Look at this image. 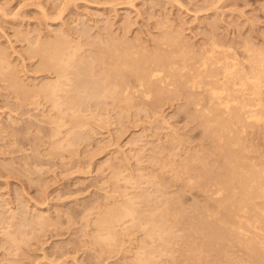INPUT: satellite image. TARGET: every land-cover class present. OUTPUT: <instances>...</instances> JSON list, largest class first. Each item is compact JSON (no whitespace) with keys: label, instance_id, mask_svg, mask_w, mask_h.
Segmentation results:
<instances>
[{"label":"rangeland","instance_id":"rangeland-1","mask_svg":"<svg viewBox=\"0 0 264 264\" xmlns=\"http://www.w3.org/2000/svg\"><path fill=\"white\" fill-rule=\"evenodd\" d=\"M2 2H0L1 3L0 7L2 5V9H1L2 11L0 10V39H1L0 44L3 45L5 43L4 46L6 47L1 45L0 46L4 48H8L9 51L8 50L7 51L9 52V54L13 51L11 53L12 55L10 54V56L12 57V59H14V61L17 60L15 61L17 63L21 61L22 65L21 63H18V65H20L19 66L20 69L24 67L22 69L21 74L22 76L25 75L24 78L27 77L26 80H28V78H29L28 81L32 80L31 82H38L40 79L43 78L42 76L48 74L47 72L48 69L39 67V65L41 66V63H38L41 62L38 61V59L41 58L39 55H37V57L34 55L31 60L30 54L32 55L31 52L33 50L32 51L30 50L32 48H35L33 46L36 45L35 43L38 40L37 36L38 37L40 36L39 38L40 40H42V38L44 39L46 38L47 40V38L53 39L54 37H58L66 33L65 36L71 38L75 43L74 45L79 44L82 46L80 50V55L83 56L86 55L88 56L91 53H97V52L98 54L99 52L101 54L103 53V51L106 52L111 48V46L115 45L112 48L119 47L121 50L127 49V51L132 52V54L142 53L143 50V52H146L147 54L148 52H150L149 54L160 55V54H156V52L160 53V51L164 50L166 53L164 52L162 53L165 54L166 57H164L163 60L166 61L168 59L167 55L172 54V53L167 54L168 52L185 53L191 50L199 51L203 47V45L208 44L213 39V37H216L217 40L226 44L229 43V44L240 45L245 41H247L248 39H249L248 41L255 43L257 45L264 44V0H71V2L70 0L68 1L67 0L64 1L63 0H2ZM4 3L6 7L4 6ZM41 9L44 10V12H42ZM4 10L6 11L4 12ZM45 11H46L45 16L48 15L46 17L44 16ZM15 14H18L16 15L17 17H14ZM19 26L20 27L22 26V28H20ZM33 27L37 31H34ZM26 29H30V30L27 31ZM39 29H41V32H38L40 31ZM17 30H21V32H18ZM14 31L16 34L19 33L21 36L19 34L16 35ZM22 31H24V33L26 32L25 33L26 36L22 37L23 35ZM167 31L169 32L167 33ZM171 32H175V33L170 34ZM49 33L51 34V37L49 36L50 35ZM56 33L58 34V36L54 35ZM41 35L43 37H41ZM167 38H169L170 40ZM163 39H165L166 42L164 40L162 43L161 41ZM22 40H23V44L21 42ZM175 40L177 41L180 40V41L177 42ZM106 41L109 43H106ZM172 41L173 43H171ZM175 42L176 45H174ZM29 44H32L33 46L30 47L28 46ZM165 44L168 46H166ZM12 45L16 46L15 48L18 53H16L15 49H13L14 46ZM26 45L30 48H28ZM121 45H123V47L125 48H123ZM23 47H26V49ZM18 48L20 52L18 51ZM176 48L179 49V51ZM26 50L30 52L27 53ZM21 53H25V54L23 55ZM27 66L29 67V69ZM98 67L99 66H96L97 72H99L100 70V67L99 68ZM26 68L28 71L26 70ZM31 70L33 71L29 72ZM39 70L42 72H40ZM87 76L88 74L84 73L80 76V79L93 80L92 77L90 76L87 77ZM1 78L2 76H0V81H1L0 82V121H1L0 122L1 125L0 126V196H2L0 197V205H1L0 206V213H1L0 214V218H1L0 262L1 263L0 264H5V263L10 264L11 262H13L11 264H14L15 262H16L15 264H74V263L136 264L135 261H133L134 260L133 257L136 251H138V249H140V246L143 245L144 243L145 245L148 244L147 245L148 247L149 246L152 247V248L149 247V249L153 250L154 251L153 253L156 254L153 255L156 258L153 259L156 262L153 264H229V263L250 264L252 263L249 262L252 259L248 258L251 256L246 252L241 251L239 248H237L238 246H236L237 249L234 246L229 247L228 251L230 252V250H232L233 254L232 252L230 253L227 252L228 255L225 253L222 254L223 252L219 253V251L215 253L216 245L214 244L213 246L210 247L208 246V244L205 245V241H203L204 234H202L199 231V227H197L198 226V224H196L197 221L199 222L200 219L203 220L206 219L201 217H208L207 215L209 214V212L215 213L220 211L219 207L216 205L218 201L217 196H221V195L216 190H214L216 189V185L210 183L209 180L210 178L214 177L217 174L218 169L220 170L221 166L223 165L224 157L220 153L221 148L219 149V146L220 147L222 146L220 145V143L221 144L223 143L222 142L219 143L218 140L219 138L216 137L217 134L214 136L213 133H211L212 129L209 130L205 127V125L204 126L202 125V122L204 123V121L200 116V112L198 113V111L190 110L187 104L190 97L186 93V89H182V88H181L182 90L175 89L176 91L174 90L170 92L171 94H169L162 101L159 102L154 100H149L150 101L149 102L148 100H145V98L143 99L142 96L139 97L134 96L133 99L134 101L129 103L131 106L128 105L127 100L126 101L123 100L121 96L120 97L116 96L118 98L114 96L109 97L108 100H106L107 101L106 102L105 100H101L100 98L95 97L93 95L89 96L87 95L86 91H84L83 94H85L84 96L85 98H87L86 102H88V106H86L82 111L83 112L82 116L84 117V119L82 120L81 126L80 124H73V122L70 121L68 125L69 127L66 125L62 127L63 132L61 134L62 135L61 138L59 137V139H62V137L64 136L63 138L64 141L62 140V142H60V140H57L56 142L57 144H55L54 139H52L53 137L52 135L55 131L56 125L52 124L53 122H51V118L49 117L50 115L51 116L56 115L57 113L56 110L52 111L51 109V111H49L50 107L48 106L49 107L48 108L46 106L48 103L46 102L47 103L46 104L45 100H43V103L40 105L38 104V102H36V100L34 101V99H30L31 101L26 99L18 100L17 95H15L16 93H14L12 89H9L8 83L6 84L4 80H1ZM3 89L4 91H6V93L3 91ZM173 92H176L175 95H173ZM12 94L13 96L14 95L15 96L13 97ZM4 95L8 96L7 101ZM91 97H95V98H92L93 100H91ZM114 98L116 99L115 102H113ZM165 100L168 102L166 103ZM27 101L29 102V104ZM94 101H96V103ZM118 102L119 103L122 102V105L119 104ZM21 103H23V105ZM107 103L109 105H106ZM140 103L145 106L141 105ZM45 112L48 113L46 116H45ZM91 113L92 115H94V118L97 117L95 118V120H97L99 116L104 118H99L98 120L100 121L96 123V121L92 118V116H90ZM95 113L96 115L97 114L98 115L96 116ZM36 114H38L39 117L38 115L36 116ZM87 118L89 119L88 121L90 122L87 121ZM10 120L11 122H9ZM164 120H166V122ZM40 122L42 125L39 124ZM83 122L85 124L89 123V125H85L83 124ZM36 125L38 127H36ZM48 125L49 126L52 125L51 127L53 128L48 127ZM70 126H72L73 128H71ZM22 127L25 129H23ZM67 128H71L73 132L71 131V129H69L71 132H66L68 130ZM48 130L51 133L48 132ZM206 130H208V132L210 133L205 132ZM2 131L3 134H1ZM24 131L27 133L26 136L24 135L26 134L24 133ZM31 131L32 132L35 131V133H32ZM29 132H31L32 134ZM18 133H20L19 134L20 136L18 135ZM65 134L69 138L66 137ZM79 134H81V136H79ZM37 136L41 138H37ZM24 137L26 138L24 139ZM22 138L24 139V141ZM213 138H217V139H213ZM66 141L68 142L71 141V143L70 142L66 143ZM50 146H53V148ZM73 146L74 148L70 149V147ZM63 148H66L67 151H65ZM48 150L52 155L48 153ZM59 153L61 155H59ZM34 154L37 155L40 154V155L36 156ZM70 154L72 156H70ZM203 155L205 157H202ZM35 156L37 158H35ZM125 158H126L125 160L126 162L124 161ZM197 158H199V160ZM206 160L208 161L206 162ZM119 162L120 164L123 163V165L122 164L120 165ZM111 163L113 165H111ZM107 164L110 166H107ZM42 166L44 168H42ZM115 168L123 174L122 176L130 177V178L129 177L126 178L121 176L120 182L123 183V185L126 184L124 180L128 182L132 181L131 183H127L125 186H123L125 188L122 190H126L127 188H129V192L132 191L130 193L131 195L134 194L139 195L140 198L143 199L144 204L142 203L143 206H141V208L143 209L145 207L144 208L146 209L145 213H148L147 211H149L151 216L153 214L156 215V217H159V214L156 213H160L161 211L159 210H162L163 206L165 208L166 207L165 205L167 203L171 205V210L180 212L178 216L179 221L177 223L174 224L172 220H168L169 222L167 225L169 226L173 224L172 228L174 229L172 231H169L173 233L167 234L168 236L164 235L165 237L164 239L167 240H164L163 242V239L162 240L159 239L156 240L157 241L156 242L153 239H150L151 237L149 236H147L148 238H146L144 233L145 230L143 229L139 230L140 228L132 227V228H127V229H131V230H127L128 233L126 231H123L122 232L123 234L120 235L121 238L118 241L119 244L121 243H122L121 245L126 244V246H120L118 244L110 247L109 245L101 246L94 241L95 237L98 235V232L100 230L96 231L98 229H97V225L93 224L92 222L93 219L95 220L98 211H103L104 209H106L108 205H110V203H112L116 199L112 196V194L115 193L114 190L112 189L114 185L113 183L114 180L112 179H114L115 177L114 175H111V174H115V172L113 171ZM191 168L192 171L190 170ZM30 169L32 170L30 171ZM127 170L129 172H127ZM141 171L142 174L140 175L139 173ZM123 172L124 173L127 172V173L124 174ZM203 173H207V174H203ZM137 176L139 177L136 178ZM148 177L150 178L149 182L147 181ZM205 178L208 179L204 180ZM134 179L136 181L138 180L139 181L134 183L135 182ZM188 179L189 181H187ZM191 179H193V181ZM109 180L112 181L109 182ZM142 183L144 185H142ZM146 183H150V184H146ZM154 184L157 186H153ZM138 186L141 188H139ZM107 187H109V189H107ZM153 189H155L156 191ZM136 190L138 191L136 192ZM212 190H214L215 193ZM111 192L113 193L111 194ZM140 192L141 194H139ZM155 192L158 194H156ZM205 193H207L206 197H205ZM150 195L152 197H150ZM125 196L126 194L122 195L121 198L117 197V199L119 198L124 199L123 197ZM154 196H158V198ZM169 196L171 197L169 198ZM98 198L101 200H99ZM105 198L110 200V202ZM144 198L147 199L151 198V199L146 200ZM215 198H217V200L212 201L215 200ZM90 200L94 202L92 203ZM88 206L90 209L87 208ZM146 206H150V207H146ZM208 207H210L211 209H208ZM87 209H89L88 211L94 209L90 212L93 216L88 215L90 213L86 212ZM38 212L40 215L38 214ZM184 212H186V214ZM41 213L42 214L45 213L46 215L45 214L43 215L46 217H44ZM13 214L15 218L17 217L16 221L15 218L12 216ZM72 215H74L75 218ZM35 216H37L36 217L37 220H39L40 218L39 216H41L45 220L50 222L43 221L44 222L43 224L33 223L32 225L31 224L32 220H36ZM86 216H90V218ZM2 218H4V220ZM19 218H22L23 220L22 219L19 220ZM50 218L53 220H51ZM71 218L73 219L72 221L69 220ZM193 218L194 219L196 218L198 220L195 219L194 221H192ZM54 219L58 221L57 223H55L56 225L52 224L56 222ZM87 219H89L88 223H87ZM81 220L83 221L81 222ZM3 221L5 223H3ZM189 221H192L190 222L192 224H190ZM85 222L87 225L85 224ZM18 223L21 226L23 225L25 228L21 226L19 227ZM46 223L50 225L47 226ZM126 223H127L126 225H124V223H121V225H117V229L121 227L120 229L126 230L125 227L127 225H130L128 224L129 222ZM4 224L6 225V227ZM7 224L10 228L7 226ZM35 224H37V226ZM26 225L28 227H26ZM43 225L45 226L43 227ZM94 225L96 227H94ZM46 226L49 227L50 229L47 228ZM87 226L89 228H87ZM19 228L22 229L20 230ZM3 229L5 230L3 231ZM24 230L28 233L29 238H27L28 235L25 238L24 237L25 235L24 236L22 235L23 236L22 237L19 234ZM92 230L95 231L93 232ZM122 230H120V232ZM8 231L13 232L14 234L16 232V236L17 234L18 236L20 235V238H22L20 241L22 242L23 240L22 243L24 244L31 242V246H29L30 245L29 243L22 245V243L20 242L21 249L24 248L23 252L25 251L26 255L28 253L27 256L21 254L23 253L21 249L19 250L20 253L16 250L17 247L16 248L14 247L15 246V244H13L14 242H12L11 238L7 236ZM29 233H33V234L30 235ZM34 233L37 235H34ZM39 233L41 237L37 238L40 236ZM177 233H180V235H178ZM99 234H101V232H99ZM32 238L34 240L31 241ZM145 238L150 240L146 241ZM121 239L122 240L124 239V241H121ZM125 240H127L126 243H123L125 242ZM139 240L141 241V243ZM136 242H138V244ZM25 246L30 251V255H29V251L25 250L26 249ZM99 246L104 247L102 248L103 250ZM117 246H120V248ZM154 246L156 247V250ZM200 246H202V248ZM111 247H113V249ZM121 248L122 250H119ZM171 248L172 249L174 248L173 251H171L172 250ZM188 248L190 250H188ZM207 248H209V250H213V249L215 250L210 252ZM95 249L96 251L93 252V250ZM133 249L135 250V252L133 251ZM9 250L12 254L9 252ZM237 250L239 255L237 254ZM128 251L132 253H128ZM156 251H159V253H157ZM161 251L162 252L164 251L165 253H162ZM240 252L241 253L244 252V253L241 254ZM18 253L21 256H19ZM208 253H210L209 254L210 256H208ZM15 254H18L17 257ZM203 254H205V257ZM7 255L10 257H8ZM170 255H172L173 257ZM233 255L234 257H231ZM216 256H218V259H216L217 258ZM206 257L209 258L207 259ZM230 257L233 259L228 260ZM96 258L98 259L97 261ZM241 258L243 259L241 260ZM236 259L239 261H237Z\"/></svg>","mask_w":264,"mask_h":264},{"label":"bare ground","instance_id":"bare-ground-1","mask_svg":"<svg viewBox=\"0 0 264 264\" xmlns=\"http://www.w3.org/2000/svg\"><path fill=\"white\" fill-rule=\"evenodd\" d=\"M0 2H2V0ZM70 2H71V0H70ZM66 3H68V2H66ZM4 6H5V3H4ZM1 9H2V5L0 7V10ZM42 9H43V7H42ZM5 11L6 10H4V12ZM42 12H44V10H42ZM45 14H46V11L44 13V16H45ZM16 15H18V14H15L14 17H17ZM46 16H48V15H46ZM20 28H22V26ZM33 29H34V27H33ZM26 30L28 31L30 29H26ZM39 30L40 31H38V32H41V29H39ZM62 30H64V29H62ZM17 31L21 32V30H17ZM34 31H37V30L34 29ZM168 32L169 31H167V33ZM14 33H15V31H14ZM22 33H23L22 37L26 36V34H25L26 32L24 33V31H22ZM51 33H53V32H51ZM61 33H59V34H61ZM172 33H175V32H171L170 34H172ZM18 34L19 33H17L16 35H18ZM29 34H31V33H29ZM65 34L58 36V34L56 33L54 35H57L58 37H54L53 39L47 38V40H46V38L45 39L42 38V40H40L39 39L40 36L39 37L37 36L38 40L35 43L36 45L33 46L32 44H34V43L28 45L30 47H32V46L35 47V48H32L30 50V51L33 50L31 52L32 55L30 54L31 60H32V57L34 55L36 57H37V55H39L41 57V58L39 57L40 59L37 58L38 61H41V62H38V63H41V66L38 64L39 67L44 68V69H48V71H47L48 74L45 76H42L43 78L40 79L39 81L37 80L38 82H31L32 80L28 81L29 78H28V80H26L27 77L24 78L25 75L22 76V74H21L22 69L24 67L22 69H20V67H19L20 65H18V63H21V61L18 63L15 62L17 60L14 61V59H12V57L10 56V54L13 51L9 54V52H8L9 49L4 48V47H6V46H4L5 43L3 42L4 43L3 45L0 44L1 46H4V47L0 46V74H1L0 76H2L1 80H4L6 84L8 83L9 89H12V91H14V93H16L15 95H17V99L18 100L19 99L20 100L21 99L22 100L23 99H26V100L34 99V101L36 100V102H38L39 105L43 103V100H45V103L46 102L48 103V104L46 103L47 104L46 106L50 107V108L48 107L49 111H51V109H52V111L56 110V112H57L56 115H53L54 114L53 113L52 114L53 116L50 115V117H49V118H51V122H53L52 124L56 125L55 131L52 135L53 136L52 139H54L55 144H57L56 143L57 140H60V142H62L64 136L62 137V139H59V137L61 138V136H62L61 135L63 132L62 127L65 125L68 126L70 121L73 122V124H80V126H81L82 120L84 119V117L82 116V113H83L82 111L86 106H88V102H86L87 98H85V96H84L85 94H83L84 91H86L87 95H89V96L93 95V96L98 97L101 100H105V101L108 100L109 97H113V96L114 97H116V96L120 97L121 96V98L125 101L127 100L128 105H130L129 103L134 101L133 100L134 96H136V97L142 96L143 99L145 98V100H148V101L154 100V101L159 102V101H162L166 96L171 94L170 92L174 91L175 89L176 90H179L181 88L186 89V93L190 97L189 101L187 102L190 110L198 111V113L200 112V116L202 117V119L204 121V123L202 122V125L203 126L205 125V127L209 130L212 129L211 133H213L214 136L217 134L216 137L219 138L218 139L219 143L220 142L223 143V144L220 143V145H222L221 147L219 146V149L221 148L220 153L224 157L223 165L222 166L220 165L221 166L220 170L218 169L217 174L214 177L210 178V180H209L210 183L216 185V189H214V190H216L221 195V196H217L218 201H217V205H216L219 207L220 211L215 212V213L209 212V214L207 213L208 217H201L204 219L206 218L205 220L200 219L199 222L198 221L196 222V224H198L197 227H199V231L202 234H204L203 235V237H204L203 241H205V245L208 244L209 247L213 246L215 244L216 245L215 246V249H216L215 253L217 251H219V253L223 252L222 254L225 253L227 255H228L227 252H229L228 251L229 247L234 246L236 248V246H238L237 248H239L241 251H244L251 256V257H248V258L252 259L250 261L248 260L249 262H252L250 264H264V44L263 45H257L255 43L248 41L249 39L240 45L229 44V43L226 44V43H223V42H220L219 40H217L216 37H213V39L208 44H206V45L202 44L203 47L201 46L202 48L199 51L191 50V51L185 52V53L168 52L167 54H169V53H172V54L167 55L168 59L166 61V60H163L164 57H166L165 54L162 53V52L166 53L164 50L160 51V53L156 52V54H160V55L149 54L150 52H148V51H147L148 52V54H147L146 52H143V50H142V53H136V54L133 53L132 54V52L127 51V49L121 50L119 47L112 48L115 45L111 46V48L108 51H106V52L103 51V53H101V54H100V52H99V54L97 52V53H91L88 56L87 55L83 56V55H80V50H81L82 46L79 44L74 45L75 43L73 42V40L71 38L66 37ZM12 35H14V34H12ZM181 35H183V34H181ZM1 36H3V35H1ZM49 36L51 37V34ZM41 37H43V36L41 35ZM168 37H170V36H168ZM16 39H18V38H16ZM167 39H169V38H167ZM172 39H174V38H172ZM23 40H24V38H23ZM23 40L21 41L22 44H23ZM25 40H26V38H25ZM164 40L165 39H163L161 42L163 43ZM183 40H184V38H183ZM175 41H177V40H175ZM178 41H180V40H178ZM15 42H13V43H15ZM31 42H34V41H31ZM165 42H166V40H165ZM81 43H83V42H81ZM106 43H109V42L106 41ZM124 43H126V42H124ZM171 43H173V41ZM171 45H173V44H171ZM174 45H176V42L174 43ZM12 46H14V45H12ZM121 46L123 47V45H121ZM166 46H168V45H166ZM186 46H187V44H186ZM15 47L16 46H14V48L13 47H11V48L15 49V51H16ZM30 47H28V48H30ZM169 47H171V46H169ZM23 48L26 49V47H23ZM123 48H125V47H123ZM139 48H141V47H139ZM173 48H175V47H173ZM177 50L179 51V49H177ZM184 50H185V48H184ZM18 51H19V48H18ZM26 51H27V53L30 52L28 50H26ZM21 52H23V51H21ZM33 52H34V54H33ZM16 53H18V52L16 51ZM21 54L24 55L25 53H21ZM25 57H26V55H25ZM21 58H24V57H21ZM25 64H23V65H25ZM36 64H37V62H36ZM21 65H22V63H21ZM96 66L100 67L99 72L96 71ZM28 69H29V67H28ZM26 70H27V68H26ZM32 71L33 70H31L29 72H32ZM40 72H42V71H40ZM43 72H44V70H43ZM84 73H86V74H88V76L92 77L93 80H85V79L82 80V79H80V76ZM36 74H38V73H36ZM35 79H33V80H35ZM2 83H3V81H2ZM2 86H3V84H2ZM3 91H4V89H3ZM73 91H74V93H73ZM4 92L6 93V91H4ZM175 93L176 92H173V95H175ZM12 96H13V94H12ZM180 96H181V94H180ZM4 97L7 101L8 96L4 95ZM95 97H91V100H93L92 98H95ZM118 97H116V98H118ZM182 97H184V96H182ZM110 99H112V98H110ZM115 100L116 99L114 98L113 102H115ZM17 101H16V103H17ZM94 102L96 103V101H94ZM136 102H138V101H136ZM165 102L167 103L168 101L165 100ZM21 104L23 105V103H21ZM28 104H29V102H28ZM119 104L122 105V102ZM153 104H155V103H153ZM103 105H104V103H103ZM106 105H109V104L107 103ZM141 105H143V104H141ZM125 106H127V105H125ZM143 106H145V105H143ZM24 107H22V108H24ZM19 108H20V106H19ZM89 108H90V106H89ZM122 108H123V106H122ZM89 112H92V111H89ZM38 114H40V113H38ZM38 114H36V116ZM47 114L48 113L45 112V116ZM95 115H96V113H95ZM188 115H189V113H188ZM45 116H43V117H45ZM90 116H92V118L94 120H95V118H97V117L94 118V115H92V113ZM23 117H25V116H23ZM38 117H39V115H38ZM194 117H195V115H194ZM40 118H41V116H40ZM99 118H104V117L99 116ZM98 119L95 120L96 123L98 121H100ZM105 119H107V118H105ZM88 120L89 119L87 118V121ZM194 120H196V119H194ZM102 121H103V119H102ZM164 121L166 122V120H164ZM9 122H11V120ZM88 122H90V121H88ZM39 124H41V122ZM83 124H85V123L83 122ZM85 125H89V123H87ZM51 126L48 125V127H51ZM80 126H77V127H80ZM94 126H95V124H94ZM36 127H38V126L36 125ZM70 127L73 128L72 126H70ZM51 128H53V127H51ZM71 128H67L68 130L66 132H71L72 131ZM85 128H87V127H85ZM1 129H2V127H1ZM23 129H25V128H23ZM23 129H22V131H23ZM69 129H71V131ZM37 130H40V129H37ZM4 131H5V129H4ZM25 131H24V133L27 132V131L26 132ZM13 132H15V131H13ZM31 132H29V133H31ZM48 132H50V131L48 130ZM205 132H208V130H206ZM32 133H35V131ZM40 133H42V132H40ZM208 133H210V132H208ZM1 134H3V131ZM19 134L20 133H18V135ZM45 134H48V133H45ZM11 135H13V134H11ZM21 135H22V133H21ZM24 135L26 136L27 133ZM79 136H81V134H79ZM5 137H7V136H5ZM66 137H68V136L66 135ZM25 138L26 137H24V139ZM37 138H41V137L37 136ZM49 138H51V137H49ZM78 138H80V137H78ZM24 139H23V141H24ZM74 139H77V138H74ZM213 139H217V138H213ZM218 140H216V141H218ZM19 141H20V139H19ZM69 142L71 143V141H69ZM69 142L66 141V143H69ZM21 143H22V140H21ZM80 143H82V142H80ZM69 145H71V144H69ZM47 146H49V145H47ZM50 147L53 148V146H50ZM37 148H39V147H37ZM71 148H74V146L70 147V149ZM58 149H59V147H58ZM63 149L65 151H67L66 148H63ZM49 150H51V149H49ZM49 150H48V153H50ZM60 153H59V155L62 154V153L61 154ZM55 154H57V153H55ZM34 155L38 156L40 154H38V155L34 154ZM36 156H35V158H37ZM41 156H43V155H41ZM53 156H55V155H53ZM70 156H72V155L70 154ZM125 157H127V156H125ZM202 157H205V156L203 155ZM202 157H200V158H202ZM208 157H210V156H208ZM120 158H122V157H120ZM62 159H65V158H62ZM68 159H70V158H68ZM197 159L199 160V158H197ZM116 160H118V159H116ZM125 160H126V158L124 159V161ZM207 161L208 160H206V162ZM211 163H214V162H211ZM119 164H120V162H119ZM121 164L123 165V163H121ZM32 165H34V164H32ZM37 165H39V164H37ZM111 165H113V164L111 163ZM196 165H199V164H196ZM107 166H110V165L107 164ZM115 166H118V165H115ZM217 166H219V165H217ZM30 167H32V166H30ZM178 167H179V165H178ZM42 168H44V167L42 166ZM182 168H184V167H182ZM202 168H204V167H202ZM185 169H186V167H185ZM194 169H196V168H194ZM31 170L32 169H30V171ZM116 170H117L116 168L113 170L115 172V174H111V175H114V177H115V178L113 177L114 179H112V180H114V182H113L114 188L112 187V189L114 190L115 193H118V194H115V193L112 194L113 192H111L112 196L116 199L114 200L112 198L114 201L111 200L113 202L110 203V205H108L106 207V209H104L103 211H98L95 220L93 219V221H92L93 224L97 225L98 230H96V231L100 230L99 232H101V234H99V232H98V235L95 237V240L94 239L93 240L98 245H101V246L109 245V247H110V246H115L117 244L120 246H126V244L125 245H121L122 243L119 244L118 241L121 238L120 235L123 234L122 232L126 231L128 233L127 230H131V229H127V228H132V227L133 228H135V227L140 228L139 230H141V229L145 230V232L144 231L143 232L145 233L146 238H148L147 236H149V237H151L150 239H153L154 241L159 240V239H161V240L163 239V242H164V240H167V239H164L165 238L164 235L173 233V232H169V231H172L174 229V228H172L173 224H171L169 226L167 225L169 222L168 220H172L174 222V224L177 223L179 221L178 216H179L180 212L175 211V210L174 211L171 210V205H169L167 203L165 205L166 206L165 208L163 206L162 207L163 209L159 210V211H161L160 212L161 214L156 213V214H159V217H156V215H153V214L151 216L149 211H147L148 213H145V211H146V209H144L145 207L143 209L141 208V206H143V204H144L143 199H141L140 196L137 194L131 195L130 193L132 191L129 192V188H127L126 190H122L125 188L123 186H125L127 183H131L132 181L128 182V181L124 180V182H126V184L123 185V183L120 182L121 176L123 174L119 170H117V172H116ZM190 170L192 171V168ZM174 171H175V169H174ZM127 172H129V171L127 170ZM127 172H125V173L123 172V173L126 174ZM206 172H207V170H206ZM178 173H180V172H178ZM139 174L141 175L142 171ZM203 174H207V173H203ZM175 175H173V176H175ZM122 177L127 178L129 176H122ZM138 177L139 176H137L136 178H138ZM179 178H180V176H179ZM109 179H111V178H109ZM206 179H208V178H205L204 180H206ZM112 180H109V182ZM132 180H133V178H132ZM142 180H144V179H142ZM149 180H150V178L148 177L147 181L149 182ZM191 180L193 181V179H191ZM138 181L135 180L134 183H136ZM187 181H189V179ZM161 183H163V182H161ZM106 184H108V183H106ZM138 184H140V183H138ZM146 184H150V183H146ZM212 184H210V185H212ZM142 185H144V184L142 183ZM109 186H110V184H109ZM153 186H157V185L154 184ZM213 187H215V186H213ZM139 188H141V187H139ZM161 188H164V187H161ZM161 188H159V189H161ZM107 189H109V187H107ZM155 189H153V190H155ZM214 190H212V191L214 192ZM137 191L138 190H136V192ZM212 191H210V192H212ZM109 192H106V193H109ZM217 192H216V194H217ZM125 194H126V196L123 197L124 199H120L122 197V195H125ZM139 194H141V192ZM156 194H158V193H156ZM206 194L207 193H205V197H206ZM147 195H149V194H147ZM163 196H165V195H163ZM166 196H168V195H166ZM0 197H2V196H0ZM106 197H108V196H106ZM117 197H120V198L117 199ZM150 197H152V196L150 195ZM154 197L158 198V196H154ZM170 197L171 196H169V198ZM160 198H162V197H160ZM160 198H159V201H160ZM173 198H175V197H173ZM217 198H215V200H212V201H216ZM110 199H111V197H110ZM144 199L149 200L151 198H148V199L144 198ZM163 199H161V200H163ZM99 200H101V199H99ZM106 200H108V199H106ZM94 201H95V199H94ZM94 201H91V202L93 203ZM108 201L110 202V200H108ZM209 201H211V200H209ZM96 205H99V204H96ZM201 205H203V204H201ZM104 206H106V205H104ZM101 207H103V206H101ZM101 207H100V209H101ZM146 207H150V206H146ZM87 208H89V206ZM153 208H156V207H153ZM173 208H175V207H173ZM178 208H180V207H178ZM11 209H13V208H11ZM89 209H87V211L86 210L85 211L90 213L92 210H94V209H91V211H88ZM208 209H211V208L208 207ZM24 212H25V210H24ZM41 212H43V211H41ZM15 213H16V211H15ZM59 213H60V211H59ZM184 213L186 214V212H184ZM38 214H39V212H38ZM43 214H45V213H43ZM87 214H85V215H87ZM185 214H184V216H185ZM88 215L93 216L91 213ZM182 215H183V213H182ZM12 216L14 217V214ZM47 216H49V215H47ZM72 216L74 217V215H72ZM201 216H202V214H201ZM27 217H29V216H27ZM36 217L37 216H35V218ZM39 217H40L39 220H37V218H36V220H32V222L30 221L31 224L32 225H33V223L43 224L44 223L43 221L50 222V221L45 220L41 216H39ZM44 217H46V216H44ZM86 217L90 218V216H86ZM16 218H15V221H16ZM2 219L4 220V218H2ZM21 219L22 218H19V220H21ZM195 219L193 218L192 221H194ZM0 220H1V218H0ZM51 220H53V219H51ZM69 220L72 221L73 219L71 218ZM196 220H198V219H196ZM82 221L83 220H81V222ZM88 221H89V219H87V223H88ZM192 221H189V223ZM25 222H28V221H25ZM57 222L58 221H56L52 224H55ZM126 222H129L128 224H130V225H127L125 227L126 230L120 229L121 227H119V226H118L119 228L117 229V225H121V223H124V225H126L127 224ZM3 223H5V222L3 221ZM46 224H47V226L50 225L48 223H46ZM85 224H86V222H85ZM190 224H192V223H190ZM190 224H188V225H190ZM9 225H10V223H9ZM35 225L37 226V224H35ZM45 225H43V227ZM124 225H122V226H124ZM7 226H8V224H7ZM14 226H13V228H14ZM18 226L20 227L21 225H19V223H18ZM88 226H87V228H89ZM5 227H6V225H5ZM21 227L25 228L23 225ZM26 227H28V226L26 225ZM94 227H96V226L94 225ZM47 228H49V227H47ZM19 229H18V231H19ZM119 229L122 231L120 232ZM4 230L5 229H3V231ZM25 230L20 232V233L18 232V233L21 236L25 235L24 237L26 238L28 233ZM6 231H7V228H6ZM41 231H44V230H41ZM92 231L94 232L95 230H92ZM36 232H39V231H36ZM138 232H140V231H138ZM180 233H177V234L180 235ZM29 234L32 235L33 233H29ZM95 234H97V233H95ZM174 234H176V233H174ZM20 235L18 236V234H17V236H16V232L14 234L11 231L10 232L8 231V234H7V236H9V238H11V241L14 242L13 243V244H15L14 247L15 248L17 247L16 250L18 252L21 249V243L23 242V240H22V242L20 241L22 239V238H20ZM34 235H37V234L34 233ZM39 235H40V233H39ZM85 235H86V233H85ZM124 236H125V234H124ZM171 236H173V235H171ZM174 236H176V235H174ZM191 236H192V234H191ZM191 236H189V237H191ZM40 237H41V235L37 238H40ZM131 237H133V236H131ZM142 237H144V236H142ZM170 237H168V238H170ZM27 238H29V235L27 236ZM146 238H145L146 241L150 240V239H146ZM173 238H172V240H173ZM32 240H34V239L32 238L31 241ZM121 241H124V239L123 240L121 239ZM126 241L127 240H125V242H123V243H126ZM142 241H144V240H142ZM216 241H217V243H216ZM129 242H130V239H129ZM28 243L30 244L29 246H31V242H28ZM28 243H25V244H28ZM83 243H85V242H83ZM136 243L138 244V242H136ZM140 243H141V241H140ZM199 243H201V242H199ZM13 244H12V246H13ZM23 244L24 243H22V245ZM32 244H34V243H32ZM146 244H147V242H146ZM194 244H196V243H194ZM10 245H11V243H10ZM92 245H94V244H92ZM147 245H145V243H144L143 245L140 246V249H138V251H136V253L133 257L134 258L133 261H135L136 264H153V263H156L153 260V259H156L153 256L156 254L153 253L154 251L149 249L150 246L148 247ZM120 246H117V247L120 248ZM189 246H191V245H189ZM202 246H204V245H202ZM202 246H200V247L202 248ZM194 247H196V246H194ZM25 248H26V246H25ZM100 248L102 249L104 247H100ZM111 248L113 249V247H111ZM130 248H131V246H130ZM150 248H152V247H150ZM190 248H192V247H190ZM203 248H205V247H203ZM211 248H213V247H211ZM23 249L24 248L21 249L22 252H23ZM173 249L171 251H173ZM193 249H191V250H193ZM207 249L209 250V248H207ZM215 249L209 250V251L212 252ZM10 250H9V252H10ZM13 250H15V249H13ZM25 250H28V249L26 248ZM119 250H122V248ZM155 250H156V247H155ZM161 250H162V248H161ZM164 250H166V249H164ZM188 250H190V249L188 248ZM94 251H96V249L93 250V252ZM107 251H109V250H107ZM114 251H116V250H114ZM124 251H126V250H124ZM133 251L135 252L134 249H133ZM176 251H178V250H176ZM233 251H235V250H233ZM156 252L159 253V251H156ZM230 252H232V250H230ZM244 252H242V253H244ZM106 253H108V252H106ZM128 253H132V252L128 251ZM162 253H165V252L163 251ZM18 254H15L16 257ZM21 254H24V256L28 255V253L26 255L25 251ZM169 254H171V253H169ZM209 254L210 253H208V256H210ZM232 254H233V252H232ZM237 254H238V250H237ZM247 254H246V256H247ZM29 255H30V251H29ZM203 255L205 257V254H203ZM19 256H21V255L19 254ZM97 256H100V255H97ZM164 256H165V254H164ZM170 256H172V255H170ZM224 256H226V255H224ZM235 256H237V255H235ZM8 257H10V256H8ZM22 257H21V259H22ZM102 257H103V255H102ZM216 257H217L216 259H218V256H216ZM231 257H234V255ZM231 257L228 260L233 259ZM252 257H254V258H252ZM128 259H130V258H128ZM242 259L243 258H241V260ZM97 260L98 259L96 258V261ZM215 261H218V260H215ZM237 261H239V260H237ZM19 262H20V260H19ZM227 262H230V261H227ZM11 263H13V262H11ZM5 264H7V263H5ZM74 264H78V263H74Z\"/></svg>","mask_w":264,"mask_h":264}]
</instances>
